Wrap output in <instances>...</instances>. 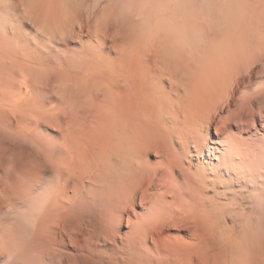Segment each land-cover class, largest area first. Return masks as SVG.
Returning a JSON list of instances; mask_svg holds the SVG:
<instances>
[{
  "label": "clouds",
  "instance_id": "obj_1",
  "mask_svg": "<svg viewBox=\"0 0 264 264\" xmlns=\"http://www.w3.org/2000/svg\"><path fill=\"white\" fill-rule=\"evenodd\" d=\"M37 3L39 15L24 24L19 47L0 43V82L7 85L0 87V126L36 143L56 168L29 164L36 153L27 145L17 158L21 164L52 175L68 173L69 180L82 177L75 198L56 199L42 221L45 229L71 226L76 239L72 242L66 233L57 231L52 237L54 258L38 254L33 244H0V264H264V211L258 212L248 199V193L260 191L264 169L249 171V161L226 152L220 138L221 127L227 125V116L220 112L227 107L225 85L230 69L221 67L210 88L191 90L194 98L189 99L187 90L174 84L160 67L163 61L157 51L164 60L175 63V50L168 39L161 36L150 42L133 26L134 19L128 24L106 25L102 40L97 38L96 20L87 6L95 5L97 12L115 16L121 10V0ZM131 3L133 10L184 6L180 0ZM195 6L216 9L231 5L200 0ZM93 48L103 54L95 70L111 79L118 93L102 135L97 131L96 115L77 116L71 91L61 94L57 89L59 79L70 80L74 66L85 65ZM11 58L48 68L52 79L41 84L31 80L21 83L23 77L17 79L10 73ZM50 113L56 116L54 122L45 118ZM193 130L198 131L195 142ZM154 136L169 151L155 144L149 147ZM193 144L198 145L196 150L191 148ZM0 146L8 159L7 153L15 151L18 144L0 138ZM249 149L254 150L252 146ZM169 152L175 154V160ZM237 168L244 169L256 183L242 177ZM189 174L202 178L204 187L197 200L208 206L206 222L194 221L185 211L186 204L199 207L193 194L182 190L190 182ZM2 179L6 177L0 176ZM217 180L235 186L226 188ZM72 188V183L66 185L69 195ZM223 192L228 196H221ZM213 205L227 214L217 213ZM236 213L254 222L259 258L241 261L217 252L205 260L197 255L195 245L215 243L235 225ZM181 228L191 229L190 237L178 231Z\"/></svg>",
  "mask_w": 264,
  "mask_h": 264
},
{
  "label": "bare ground",
  "instance_id": "obj_2",
  "mask_svg": "<svg viewBox=\"0 0 264 264\" xmlns=\"http://www.w3.org/2000/svg\"><path fill=\"white\" fill-rule=\"evenodd\" d=\"M28 2L29 15L24 7ZM180 2L184 6L171 9H132L131 13H136L135 15L122 9L115 16L110 12L103 13H110L106 25L128 24L134 19L136 23L133 26L146 38H171L180 35L191 42V55L175 50V64L184 74L187 87L193 91L208 90L221 67L230 69L226 81L227 107L220 112V116H227L226 127L236 124L238 131L234 132L229 128L240 145V152L236 156L249 161V171L259 170L264 161V141L261 140V136H264V114L257 108V104L264 98V90H256L254 72L258 63L264 66V2L220 0L221 3L231 6L216 9L196 7L200 0ZM39 12L37 0H0V43L18 48L24 24L39 15ZM102 59V52L93 48L85 65L74 66L68 80L72 86L74 112L77 116L95 114L97 131L101 135L104 132L105 120L113 110L118 95L112 80L95 70L97 60ZM29 82L30 79L25 80V83ZM245 96L246 101L242 99ZM243 133H247V136H243ZM197 135L198 131L193 130L194 142ZM249 146L254 150L250 151ZM191 148L196 150L198 145L193 144ZM22 152L23 144H18L15 151L7 153V158H18ZM4 155V147L0 146V176L6 177L0 180V244L10 247L33 244L37 247L38 254L44 252L54 258L52 237L55 233H66L72 242H75L76 234L71 226L64 224L52 225L51 228L45 229L42 221L49 214L56 199L75 198L82 177L78 175L69 180L68 173L57 172L52 175L18 161H15L9 170V161L4 159ZM30 162L35 167H42L38 157ZM68 183L73 184L72 195L66 191ZM251 205L258 212L264 211L256 200H251ZM193 219L195 221L196 218L193 216ZM233 220L235 225L230 231L224 232L215 243L201 241L196 244L197 255L205 260L217 252L234 256L241 261L258 259L259 249L254 245L253 238L254 222L240 213H236ZM229 223L232 224L231 221ZM178 231L189 237L192 234L189 228H181ZM58 246L57 243L55 247Z\"/></svg>",
  "mask_w": 264,
  "mask_h": 264
},
{
  "label": "snow or ice",
  "instance_id": "obj_3",
  "mask_svg": "<svg viewBox=\"0 0 264 264\" xmlns=\"http://www.w3.org/2000/svg\"><path fill=\"white\" fill-rule=\"evenodd\" d=\"M24 7L28 10V15H29L30 14L29 13L30 3L29 2L26 3ZM119 7L122 10H125L131 13V10H132L131 0H121ZM142 9L143 8H137V10H142ZM87 11L89 12L91 16L95 17V20H96L95 32L97 34V38L102 40L105 26L108 23V18L110 16V13L108 15H105L103 12H97L96 6L92 4H89L87 6ZM131 14L135 15L136 13H131ZM44 30L45 29L42 27L41 31H44ZM164 38L169 40V43L174 50L187 52L188 55L192 54V43L189 41H186L182 36L174 35L171 38L169 37H164ZM149 40L150 42H154L156 39L153 37V38H149ZM157 56H158V59H161L163 61L160 64V67L163 69L164 73L169 75V78L172 80L174 84L186 89L188 93V98L193 99L194 98L193 93L191 89L187 87V84L185 80L183 79V76L181 75L182 72H181L180 67L176 65L175 63H172L169 60H164L162 57H160L158 51H157ZM10 73L15 74L17 79H19L20 77H23V79L20 80L21 83L25 82V80L30 79L32 83L34 84H41V83L49 82L53 76V73L48 68L39 67L30 61L19 62V61H16L14 58H11ZM0 87L6 88L7 85L5 82H0ZM71 87L72 86L70 84V81L68 80L59 79L57 82V89L61 94L65 93L66 91H71ZM242 99L246 101L247 96H245ZM261 110H262V114H264V98H262L261 100ZM45 118L49 121L54 122L56 119V116L54 113H50V114H46ZM213 119L215 120L216 118L213 117ZM257 120H259L258 117H257ZM227 121H228V118L225 117L224 123L227 124ZM229 128H231L232 131L237 130L236 124L228 125V127L222 126L220 129V138L222 139L226 152L232 154L233 156H236L240 152V145L238 141L236 140V138L232 135V132L229 131ZM0 138L7 140L13 144L27 145L28 147L31 148L33 152L36 153V157H38L39 161L41 162L42 167H49L53 170L56 168V165L54 164V162L49 158L48 153L42 150L41 147H39L36 143H33L32 141L25 138L23 135L17 132L11 131L7 127L0 126ZM261 140L264 141V136H261ZM151 144H155L162 151H169L168 146L159 137H155V136L152 137L149 147L151 146ZM169 156L173 160L176 159L174 153L169 152ZM8 161H9L8 168L9 170H11L12 164L15 161H17V158L9 157ZM28 163L31 164L30 161ZM261 168L264 169V161H262ZM148 171L149 173H151V170H148ZM236 171L242 177H246L251 184L256 183L255 178L248 176L247 172L244 169L237 168ZM189 181H190L189 183H186L185 185H183L182 190L186 193H192L193 194L192 198L194 200H197L198 191H202L204 187L202 183V178L189 174ZM217 184H223L225 185L226 188L235 186L234 183H230L227 180H217ZM260 184H261L260 191L248 193V199L258 201L261 207L264 208V172H262V175L260 178ZM220 195L228 196V193L223 192ZM231 203L234 204L235 201L232 200ZM197 204H199V207H197L196 205L186 204L185 211L188 214L193 215L195 218L204 220L206 222L207 217L205 216V211L208 206L204 205L203 202L200 200H197ZM212 207L215 208V211L217 213L227 214L224 212V209L222 207H217L215 205H213Z\"/></svg>",
  "mask_w": 264,
  "mask_h": 264
},
{
  "label": "rangeland",
  "instance_id": "obj_4",
  "mask_svg": "<svg viewBox=\"0 0 264 264\" xmlns=\"http://www.w3.org/2000/svg\"><path fill=\"white\" fill-rule=\"evenodd\" d=\"M260 65L261 64L258 63V65L255 68V72H254L255 73L254 80L256 82V87H257V89L255 87L256 90H264V66L262 67ZM260 102L261 101H259V104H257V108L259 110H261Z\"/></svg>",
  "mask_w": 264,
  "mask_h": 264
}]
</instances>
